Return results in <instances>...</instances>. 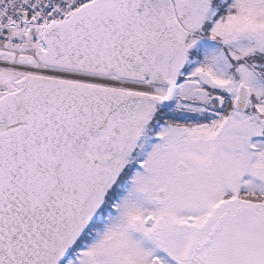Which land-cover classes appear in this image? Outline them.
I'll list each match as a JSON object with an SVG mask.
<instances>
[{"label":"snow or ice","instance_id":"6c2138e0","mask_svg":"<svg viewBox=\"0 0 264 264\" xmlns=\"http://www.w3.org/2000/svg\"><path fill=\"white\" fill-rule=\"evenodd\" d=\"M0 264H264V0H0Z\"/></svg>","mask_w":264,"mask_h":264}]
</instances>
